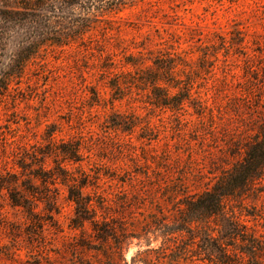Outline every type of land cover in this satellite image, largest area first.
Instances as JSON below:
<instances>
[{
  "label": "rangeland",
  "instance_id": "374dc122",
  "mask_svg": "<svg viewBox=\"0 0 264 264\" xmlns=\"http://www.w3.org/2000/svg\"><path fill=\"white\" fill-rule=\"evenodd\" d=\"M106 18L82 38L60 21L45 29L52 41L18 78L8 67L41 29L0 21V77L13 76L0 96V264H211V239L179 214L264 125V0H137ZM158 51L192 84L182 110L108 87L133 70L128 54L152 67ZM70 189L93 206L80 228ZM223 207L206 224L214 241L230 244L231 226L264 240V170Z\"/></svg>",
  "mask_w": 264,
  "mask_h": 264
},
{
  "label": "trees",
  "instance_id": "16d2710c",
  "mask_svg": "<svg viewBox=\"0 0 264 264\" xmlns=\"http://www.w3.org/2000/svg\"><path fill=\"white\" fill-rule=\"evenodd\" d=\"M136 1L0 0V21L22 22L34 29H41L40 31L37 30L36 38L14 56L15 59L9 65L8 71H16V78L21 75L28 60L34 57L47 42L52 41L46 38L47 32L45 29H56L55 23L57 21L67 25L68 33L65 34L66 37L72 35L70 36L71 39L73 37L82 38L85 33L94 28L96 23L104 22L108 24V22H111L109 18H106V15L117 14L125 7L134 5ZM64 11L65 15H62ZM1 31L2 27H0V52L4 39ZM56 36L63 37L58 32ZM65 36L64 38H66ZM53 43L56 44L57 42ZM137 55L130 53L125 58L126 65L132 67L133 70L113 74V80L108 84L111 90L120 91L129 85L139 87L141 91L148 92V104L153 109L179 111L183 109L185 104L190 103L192 84L191 82L184 84L182 81L179 75V64L174 61L176 54H161L158 51L154 57L149 59L152 67L144 66L143 62L139 61L143 56L141 52ZM123 74L127 76V80ZM12 79L13 76L8 73L0 77V96L6 93ZM124 81H127V83ZM129 125V128L121 124L117 126L120 129L127 128L129 131L135 127L133 122ZM76 152V149L62 150V153L68 156V159H73ZM263 170L264 125L260 126L257 135L244 146V155L241 162L233 165L228 172L221 174L209 189L187 198L183 202V212L179 214V222L196 227L194 231H200L201 233L199 239H206L207 237L208 240L211 239V250L206 252L209 253L207 260L211 264H243L247 259L252 264H258L260 255H264V240H261V238L250 234H241L234 226H231L228 229L229 232L222 236L226 240L229 239L230 244L223 241V239L214 241L217 237L214 238V233L213 235L209 234L210 232L206 226L210 219L221 218L225 198L245 189L248 184L262 175ZM68 199L75 204L73 228H80L87 221L92 222L91 212L93 206L90 204V199L83 196L81 191H76V189H70ZM14 201L16 202L15 205L22 206L15 198ZM185 229L179 228L177 232L180 233ZM213 251H215V254L211 253Z\"/></svg>",
  "mask_w": 264,
  "mask_h": 264
}]
</instances>
